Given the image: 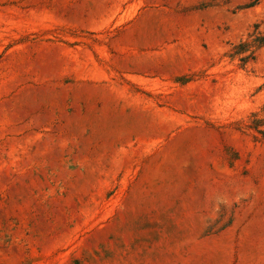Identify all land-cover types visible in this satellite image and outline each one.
<instances>
[{
	"label": "rangeland",
	"instance_id": "rangeland-1",
	"mask_svg": "<svg viewBox=\"0 0 264 264\" xmlns=\"http://www.w3.org/2000/svg\"><path fill=\"white\" fill-rule=\"evenodd\" d=\"M257 32L264 0H0V264H264Z\"/></svg>",
	"mask_w": 264,
	"mask_h": 264
},
{
	"label": "trees",
	"instance_id": "trees-1",
	"mask_svg": "<svg viewBox=\"0 0 264 264\" xmlns=\"http://www.w3.org/2000/svg\"><path fill=\"white\" fill-rule=\"evenodd\" d=\"M251 40H240L237 44L233 45L231 56L239 55L242 63H246L248 59L255 57L253 48L264 46V33L257 32L256 34H249ZM256 124L263 123L261 119L255 120ZM264 135V130H259Z\"/></svg>",
	"mask_w": 264,
	"mask_h": 264
}]
</instances>
